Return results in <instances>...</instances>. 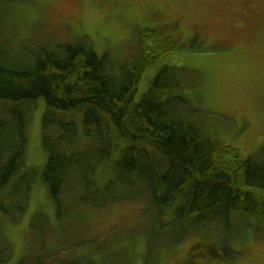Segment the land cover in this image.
<instances>
[{"label":"trees","instance_id":"obj_1","mask_svg":"<svg viewBox=\"0 0 264 264\" xmlns=\"http://www.w3.org/2000/svg\"><path fill=\"white\" fill-rule=\"evenodd\" d=\"M4 12L0 6V213L20 218L41 182L57 214L73 211L76 221L83 206L105 210L131 201L157 217L177 202L178 219L194 226L226 227L232 216L264 222V158H242L206 130L177 66L161 67L138 97L146 71L181 48L170 34L141 29L136 52L117 64L83 40L15 47L2 33ZM40 98L46 162L27 167L29 116ZM203 245L192 246L197 261L229 253L211 244L206 254ZM79 247L63 249L68 257L40 254L18 264H107L74 253Z\"/></svg>","mask_w":264,"mask_h":264},{"label":"rangeland","instance_id":"obj_2","mask_svg":"<svg viewBox=\"0 0 264 264\" xmlns=\"http://www.w3.org/2000/svg\"><path fill=\"white\" fill-rule=\"evenodd\" d=\"M0 6L2 33L15 47L33 39L83 40L117 64L136 52L140 29L161 27L181 48L146 71L138 97L161 67L177 66L206 130L238 148L242 158H264V0H0ZM45 107L40 98L29 116L27 167L46 162ZM172 205L158 217L139 202L105 210L83 206L76 221L73 211L58 215L46 185L37 182L16 222L0 213V254L8 258L0 264L40 254L68 257L72 252L63 249L84 244L74 253L107 264H174L175 254L198 239L227 247L221 256L228 264H264V222L232 216L226 227L218 221L194 226L181 222L177 202Z\"/></svg>","mask_w":264,"mask_h":264},{"label":"flooded vegetation","instance_id":"obj_3","mask_svg":"<svg viewBox=\"0 0 264 264\" xmlns=\"http://www.w3.org/2000/svg\"><path fill=\"white\" fill-rule=\"evenodd\" d=\"M202 251L204 253L209 252V247L203 246ZM198 259V261L194 258V256H191L190 251H188L186 254L179 253L174 258L175 264H224L221 259Z\"/></svg>","mask_w":264,"mask_h":264},{"label":"bare ground","instance_id":"obj_4","mask_svg":"<svg viewBox=\"0 0 264 264\" xmlns=\"http://www.w3.org/2000/svg\"><path fill=\"white\" fill-rule=\"evenodd\" d=\"M161 28V27H160ZM162 29V28H161ZM164 30V29H163ZM172 36V35H171ZM173 37V36H172ZM174 39H175V37H173ZM176 40V39H175ZM177 41V40H176ZM178 42V41H177ZM178 44H179V42H178Z\"/></svg>","mask_w":264,"mask_h":264}]
</instances>
